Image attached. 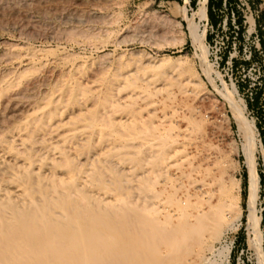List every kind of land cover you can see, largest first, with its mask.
I'll return each instance as SVG.
<instances>
[{
	"label": "bare ground",
	"instance_id": "6f19581e",
	"mask_svg": "<svg viewBox=\"0 0 264 264\" xmlns=\"http://www.w3.org/2000/svg\"><path fill=\"white\" fill-rule=\"evenodd\" d=\"M197 17L208 19L207 0ZM194 24L203 47L206 30ZM37 48L13 46L0 56V264H190L214 252L227 264L233 238L209 245L208 257L195 247L225 225L230 235L238 229V196L203 210L186 188L177 193L181 177H191L185 166L197 169L173 117L172 81L185 91L198 76L187 73L188 60L139 49L96 60ZM221 94L239 102L240 115L246 104L236 85ZM249 128L257 130L252 120ZM253 179L257 185L258 174Z\"/></svg>",
	"mask_w": 264,
	"mask_h": 264
},
{
	"label": "rangeland",
	"instance_id": "374dc122",
	"mask_svg": "<svg viewBox=\"0 0 264 264\" xmlns=\"http://www.w3.org/2000/svg\"><path fill=\"white\" fill-rule=\"evenodd\" d=\"M201 1L0 0V56L13 46L44 48L50 55L63 50L70 54L79 52L83 56H96V60L103 58V54L107 58L124 49L184 56L188 60L187 73L195 71L196 80L200 77V81L195 80L185 91L176 79L172 81L174 102L179 108L173 117L183 133L178 137L179 144L197 169L191 171L190 166H185L184 171H190L191 177H181L184 186L180 185L177 193L182 194L186 188L189 201L203 210L233 194L238 196L240 207L235 221L240 224L235 232L225 233V225L216 238L207 237L205 246L198 245L195 251L203 250L208 257L209 245L218 248L225 239L233 238L227 264H264V159L257 138L263 147L264 139L259 122L262 120L255 112L257 103H264V50L260 52L256 47V39L261 37L255 13L258 3L257 0H230V4L226 2L223 6L222 0L218 6L219 0H213L212 16L207 6L208 19L199 20L197 9ZM249 15L255 21L253 31L249 30ZM225 19L228 24L223 27ZM192 23L199 31L203 27L206 30L203 47L192 34V25H188ZM231 83L237 87L235 98H242L246 104L240 115L235 110L241 108L239 102L234 106L221 94L224 85ZM250 120L255 123L257 134L249 128ZM254 174L259 176L257 185ZM158 177L155 180L158 185L153 184L155 188L160 184ZM231 183H234L233 189ZM236 185L240 187L236 189ZM214 253L210 257L215 258ZM210 257L200 263L196 256L190 264H222L218 257L215 261ZM164 259H167L163 260L164 264L174 263L171 258Z\"/></svg>",
	"mask_w": 264,
	"mask_h": 264
},
{
	"label": "crops",
	"instance_id": "0c3cea01",
	"mask_svg": "<svg viewBox=\"0 0 264 264\" xmlns=\"http://www.w3.org/2000/svg\"><path fill=\"white\" fill-rule=\"evenodd\" d=\"M257 12H256V20L260 27L261 36L264 41V0H257ZM264 46V45H263ZM258 101V100H257ZM257 103V102H256ZM255 112L257 114V118H261L262 121H259L262 126H260L262 137L264 139V103H260L255 106Z\"/></svg>",
	"mask_w": 264,
	"mask_h": 264
},
{
	"label": "built area",
	"instance_id": "2783aa9c",
	"mask_svg": "<svg viewBox=\"0 0 264 264\" xmlns=\"http://www.w3.org/2000/svg\"><path fill=\"white\" fill-rule=\"evenodd\" d=\"M226 5V0H223V6H225ZM257 12V10H255V13ZM233 14V13H232ZM234 22V21H233ZM227 24H228V22H227V19H225L224 21H223V24H222V26L223 27H225V26H227ZM256 47H257V49L260 51V52H263V50H264V46L262 47V45H261V37H259V38H257L256 39ZM252 94V92H250V95ZM263 164H264V161H263Z\"/></svg>",
	"mask_w": 264,
	"mask_h": 264
},
{
	"label": "trees",
	"instance_id": "16d2710c",
	"mask_svg": "<svg viewBox=\"0 0 264 264\" xmlns=\"http://www.w3.org/2000/svg\"><path fill=\"white\" fill-rule=\"evenodd\" d=\"M212 1L213 0H208V5H207L209 7L208 14H209L210 17L212 16V11H211V9H212ZM226 2H228V4H230V0H226ZM221 4H222V0H219L218 3H217V5L218 6H221ZM237 20L241 24V19L239 17L237 18ZM260 35H261V32H260ZM261 45L262 46L264 45V41H263L262 36H261Z\"/></svg>",
	"mask_w": 264,
	"mask_h": 264
}]
</instances>
